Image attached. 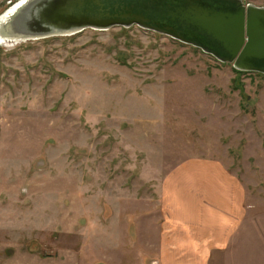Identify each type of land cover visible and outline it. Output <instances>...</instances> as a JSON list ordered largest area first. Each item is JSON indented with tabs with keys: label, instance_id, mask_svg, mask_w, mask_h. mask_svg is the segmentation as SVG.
<instances>
[{
	"label": "rangeland",
	"instance_id": "1",
	"mask_svg": "<svg viewBox=\"0 0 264 264\" xmlns=\"http://www.w3.org/2000/svg\"><path fill=\"white\" fill-rule=\"evenodd\" d=\"M195 156L245 186L231 245L264 264L263 73L138 26L0 41V264L130 262Z\"/></svg>",
	"mask_w": 264,
	"mask_h": 264
},
{
	"label": "water",
	"instance_id": "2",
	"mask_svg": "<svg viewBox=\"0 0 264 264\" xmlns=\"http://www.w3.org/2000/svg\"><path fill=\"white\" fill-rule=\"evenodd\" d=\"M131 26L200 48L239 71L264 74V6L245 0H16L0 14V41Z\"/></svg>",
	"mask_w": 264,
	"mask_h": 264
},
{
	"label": "crops",
	"instance_id": "3",
	"mask_svg": "<svg viewBox=\"0 0 264 264\" xmlns=\"http://www.w3.org/2000/svg\"><path fill=\"white\" fill-rule=\"evenodd\" d=\"M159 212L156 238L126 249V264H240L231 244L245 222V186L220 160L195 156L173 166L159 186Z\"/></svg>",
	"mask_w": 264,
	"mask_h": 264
},
{
	"label": "bare ground",
	"instance_id": "4",
	"mask_svg": "<svg viewBox=\"0 0 264 264\" xmlns=\"http://www.w3.org/2000/svg\"><path fill=\"white\" fill-rule=\"evenodd\" d=\"M17 6V4H14V5H12L4 14H3V16L2 17H4L5 15H6V13L7 12H10V11H13L14 10V8Z\"/></svg>",
	"mask_w": 264,
	"mask_h": 264
}]
</instances>
